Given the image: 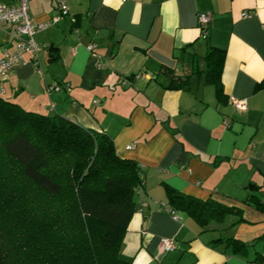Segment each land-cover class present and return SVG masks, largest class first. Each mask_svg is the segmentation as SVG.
<instances>
[{
	"label": "crops",
	"instance_id": "1",
	"mask_svg": "<svg viewBox=\"0 0 264 264\" xmlns=\"http://www.w3.org/2000/svg\"><path fill=\"white\" fill-rule=\"evenodd\" d=\"M67 2L74 25L53 21V0L30 1L31 17L49 24L34 36L37 60L25 54L4 94L26 110L107 133L120 156L139 164L121 255L130 264H264V211L244 201L256 188L264 194V89H256L264 0ZM201 12L212 15L207 37ZM212 47L226 50L221 96L207 79ZM54 85L60 89L48 92ZM231 95L246 98V109ZM169 188L236 206L243 219L228 214L201 227L183 211L174 218L163 209ZM163 237L175 248L163 250ZM229 237L246 247L227 245Z\"/></svg>",
	"mask_w": 264,
	"mask_h": 264
},
{
	"label": "trees",
	"instance_id": "2",
	"mask_svg": "<svg viewBox=\"0 0 264 264\" xmlns=\"http://www.w3.org/2000/svg\"><path fill=\"white\" fill-rule=\"evenodd\" d=\"M225 54L212 47L206 55L207 79L219 96ZM256 89H264V78ZM141 172L107 133L0 96V264H130L120 251ZM262 195L256 188L244 201L264 211ZM167 207L201 227L228 214L243 219L236 206L173 188ZM226 242L246 247L233 237Z\"/></svg>",
	"mask_w": 264,
	"mask_h": 264
},
{
	"label": "built area",
	"instance_id": "3",
	"mask_svg": "<svg viewBox=\"0 0 264 264\" xmlns=\"http://www.w3.org/2000/svg\"><path fill=\"white\" fill-rule=\"evenodd\" d=\"M31 0H0V96L5 92L4 81L8 73L16 66L25 63V54H32L33 60L38 58L40 45L35 41L36 32L45 29L49 22L35 21L30 15ZM56 16L53 21H56L60 16H68L72 25L76 19L70 12V7L67 0H53ZM242 16H248V12H243ZM212 15L208 12L198 14V21L202 30V36L207 37V25L211 21ZM3 37V38H2ZM94 48L93 44H88L87 49L91 51ZM58 90V85L49 86L48 92ZM231 104L239 109H246V98H237L233 95L229 96ZM129 144L127 148H132ZM164 210L177 218V214L170 211L167 206ZM162 249L169 251L175 248L173 238L163 237L160 240Z\"/></svg>",
	"mask_w": 264,
	"mask_h": 264
},
{
	"label": "rangeland",
	"instance_id": "4",
	"mask_svg": "<svg viewBox=\"0 0 264 264\" xmlns=\"http://www.w3.org/2000/svg\"><path fill=\"white\" fill-rule=\"evenodd\" d=\"M62 17H67L68 18V16H62ZM4 97L7 98L5 94H4Z\"/></svg>",
	"mask_w": 264,
	"mask_h": 264
}]
</instances>
